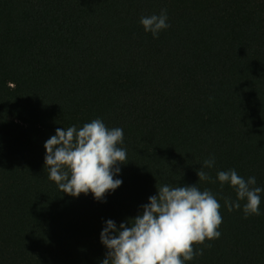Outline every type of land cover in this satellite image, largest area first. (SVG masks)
Masks as SVG:
<instances>
[{"label":"trees","instance_id":"trees-1","mask_svg":"<svg viewBox=\"0 0 264 264\" xmlns=\"http://www.w3.org/2000/svg\"><path fill=\"white\" fill-rule=\"evenodd\" d=\"M161 9L153 38L139 21ZM97 118L127 156L106 202L62 193L44 166L58 127ZM229 169L264 189V0H0V264H101L105 221L164 184L221 204L220 237L185 264H264V192L261 215L228 211Z\"/></svg>","mask_w":264,"mask_h":264},{"label":"clouds","instance_id":"clouds-1","mask_svg":"<svg viewBox=\"0 0 264 264\" xmlns=\"http://www.w3.org/2000/svg\"><path fill=\"white\" fill-rule=\"evenodd\" d=\"M167 21V9H161L159 15L142 16L139 22L145 32L158 38L170 27ZM119 144H123V129H108L99 118L79 129L75 125L58 127L44 143L48 178L64 194L78 198L91 193L96 201L106 202V194L122 185L121 179L114 178L127 159L126 150ZM214 165L215 157L203 162V168ZM203 168L197 171L199 181H210ZM217 179L221 187L227 183L236 192L235 202L225 198L228 211L240 209V201L246 200L245 218L261 215L260 193L264 189L255 186V176L245 179L235 169H229L219 171ZM156 189L157 194L148 198L135 217L119 227L111 219L105 221L100 241L107 251L101 264H185L203 254V248L194 251L193 245L220 237L217 229L222 223L221 204L210 190L201 191L197 184H164Z\"/></svg>","mask_w":264,"mask_h":264}]
</instances>
